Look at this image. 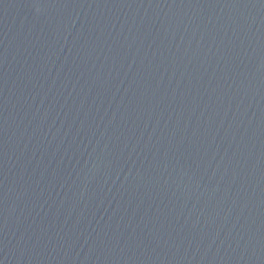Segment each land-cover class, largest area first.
I'll list each match as a JSON object with an SVG mask.
<instances>
[{
  "label": "water",
  "instance_id": "95a60500",
  "mask_svg": "<svg viewBox=\"0 0 264 264\" xmlns=\"http://www.w3.org/2000/svg\"><path fill=\"white\" fill-rule=\"evenodd\" d=\"M0 264H264V0H0Z\"/></svg>",
  "mask_w": 264,
  "mask_h": 264
}]
</instances>
